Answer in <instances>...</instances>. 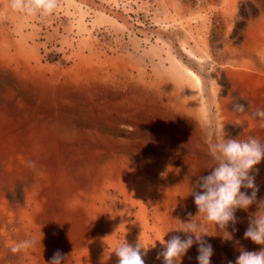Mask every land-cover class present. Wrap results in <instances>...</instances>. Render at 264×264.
Instances as JSON below:
<instances>
[{
    "label": "rangeland",
    "instance_id": "obj_1",
    "mask_svg": "<svg viewBox=\"0 0 264 264\" xmlns=\"http://www.w3.org/2000/svg\"><path fill=\"white\" fill-rule=\"evenodd\" d=\"M257 108L264 0H60L47 18L0 0V264H48L57 250L65 264H117L115 247L138 238L145 264H163L156 242L184 238L175 219L197 215L189 193L211 171L208 144L264 142ZM256 168L259 200L264 160ZM256 211L223 231L196 218L210 264L264 247L244 239ZM193 253L181 264H198Z\"/></svg>",
    "mask_w": 264,
    "mask_h": 264
},
{
    "label": "clouds",
    "instance_id": "obj_2",
    "mask_svg": "<svg viewBox=\"0 0 264 264\" xmlns=\"http://www.w3.org/2000/svg\"><path fill=\"white\" fill-rule=\"evenodd\" d=\"M59 4L60 0H8L10 11L40 18L54 14ZM245 109V104L234 102V112L243 113ZM252 117L264 120V109H255ZM236 123L239 124L240 121L237 120ZM261 127H264V123H261ZM207 147L212 158L209 165L211 171L208 175L199 176L189 193L194 198L197 215L193 217L188 213L186 222L175 219L178 226L172 231L183 233L184 238L173 235L168 240H159L163 247L156 259H162L163 264H181L182 258L194 244L198 246V264H210L213 248L204 239V236L209 235L208 230L196 218L202 216L223 231L230 223L233 226L237 223L235 213L238 209L247 211L254 204L257 211L249 216L244 239L264 246V198L257 199L259 187L255 183L256 174L259 172L256 166L264 160V142L257 137L250 136L242 140L224 133ZM241 189L251 190V193ZM35 244V238L24 239L15 243L10 251L13 254L22 253ZM147 251L148 247L138 238L135 244L124 240L113 252L118 258L117 264H145L144 256ZM66 259L67 256L57 250L48 264H65ZM227 264H233V261L229 260ZM234 264H264V247L259 251H247L241 247Z\"/></svg>",
    "mask_w": 264,
    "mask_h": 264
},
{
    "label": "bare ground",
    "instance_id": "obj_3",
    "mask_svg": "<svg viewBox=\"0 0 264 264\" xmlns=\"http://www.w3.org/2000/svg\"><path fill=\"white\" fill-rule=\"evenodd\" d=\"M159 85V84H158ZM159 87V86H158ZM162 94H163V96L165 97V101L168 103H171V102H176L174 99H176V100H178L177 102H180V99H179V96L177 95V93H174V91L169 87V86H163V90H162ZM162 168V167H161ZM103 175V174H102ZM104 176V175H103ZM171 186L175 189L176 187L175 186H177L176 184L174 185V183H171ZM177 190V189H176ZM148 204H150L149 202H148ZM145 207V206H144ZM156 244L158 245V244H160L159 243V241L158 242H156ZM195 247H197V246H192L189 250H188V252L189 253H195V250L197 249V248H195ZM193 253V254H194ZM220 256V255H219ZM225 257H223V256H221L220 257V259L222 260V259H224Z\"/></svg>",
    "mask_w": 264,
    "mask_h": 264
}]
</instances>
